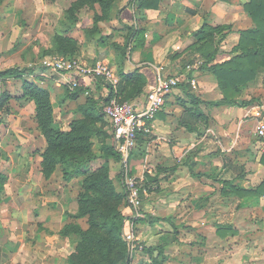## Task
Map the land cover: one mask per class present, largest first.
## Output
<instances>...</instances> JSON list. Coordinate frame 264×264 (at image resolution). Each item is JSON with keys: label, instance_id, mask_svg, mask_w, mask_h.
<instances>
[{"label": "crops", "instance_id": "crops-1", "mask_svg": "<svg viewBox=\"0 0 264 264\" xmlns=\"http://www.w3.org/2000/svg\"><path fill=\"white\" fill-rule=\"evenodd\" d=\"M246 1L248 0H161L156 9L142 10L137 9L134 3L127 4V0H123L119 18H112L110 26L116 28L124 35L126 34V31L124 33V30H122L124 23L143 29V37H138L142 44L134 46V41L130 43L123 66L125 71H130L136 66H140L139 70L146 79L143 93L136 98L142 99L154 84L155 71L152 68V64H164L171 73H179L182 70L183 64L174 63L176 61L174 59L172 66L167 65L171 58L168 52L173 48V43L176 42L181 43V49L186 54V47L195 39L193 32L203 22L211 25H230V32L226 34L220 43L223 44V47L225 46V50L223 52L219 50L216 61L228 58V52L236 44L232 43L230 48H226V45L230 42V37L237 42L238 31L253 26L250 17L242 8V3ZM88 17L92 18L87 14ZM124 35L119 36L116 41L122 44ZM233 35L234 38H232ZM80 49L78 54L88 55L89 59H94L83 58L82 60L92 63L96 60L95 58L105 59L110 61L116 70L117 58L115 52L109 46H97L93 43L92 52L90 51L89 53L90 49L85 51L81 46ZM180 58H182V55H180ZM180 58L177 57L178 60ZM202 63L200 60L185 63L184 69L186 67L188 70L193 69L192 71L195 75L193 77L187 76L184 85L188 88H185L184 91L189 96L194 94L201 100L198 107L207 117V120L204 121L200 117L196 118L195 114L192 115L187 110L190 105H187L188 96L183 92L184 85H181V82L179 86L166 95L165 103L153 121L152 133L149 134L150 140L147 144V153L142 158L133 160V163L134 161L142 163V170L139 174L144 175L146 178L147 176L150 177L151 174L156 176V181L153 183L160 182L162 174L171 176L165 184L166 194L163 199L166 204L164 209L168 214L165 221L170 229H175L174 232L176 230L193 229L192 226H189L192 225L190 222H184L183 225L175 224L173 222L174 215L178 213L181 215L184 213H192V215L203 214L206 205L208 206L209 201L215 198H218V202L214 209H220L222 207L221 200L225 196L229 199L240 197L235 192H232V185L249 189V193L240 198L245 200V209H259V219L255 220V222H244L248 224L246 228L247 234H250L249 237H253L254 241L251 244L248 242L243 255L251 263L264 264V164L260 162V157L264 152V140L255 133L256 117L253 115L258 112L264 119V93L262 96H256L254 101L246 106L213 105L211 109L209 105L212 104L209 101H214L211 97V90L216 88L217 84L215 80L211 82L210 74L201 69ZM34 80L36 81L37 79ZM191 80L194 83H191ZM247 84L241 87V92L246 88ZM78 85L83 89L77 95L76 98L79 97L78 99L82 98L83 95L84 97L89 95L94 98H102L99 100L100 104H102L106 96L109 95V87L101 78L83 77L78 82ZM194 89H196V92ZM19 94L17 95L18 98L10 99L15 104V110L0 112V172L5 176L4 183L10 185L5 201L18 196L22 199V210L31 212L32 208L35 207L32 201L35 197L40 198L42 203L49 200L42 193H44V187L54 184L52 180L54 174L50 178L45 179L41 173V154L45 148L46 141L37 128L33 117V101L21 98ZM84 102L85 100L81 104ZM220 106H224V108ZM214 108L218 109L217 112H222L227 117L225 125H218L212 119V116L214 118L217 117L213 113ZM74 117L69 115V113L59 111L55 119L63 129H67L69 122ZM202 131L203 134H200ZM210 133L219 135L217 137L219 141L217 146H221V150L218 151L217 149L219 148H216L213 144L217 153L213 155L211 164L208 163L211 159L210 155L206 159L207 154L200 152V148L210 147L211 144H209L210 140L208 138ZM197 134L199 136L195 137ZM154 143L157 152L152 154L148 148L149 145ZM165 144H168V147ZM164 149L166 151L162 152ZM95 151L97 156L101 154L100 147ZM216 154H219L220 158L216 157ZM185 155L190 159L188 163L185 159L182 165L175 164L176 161H181ZM224 155H229L228 159L223 160ZM97 159L101 158L98 157ZM149 163L152 164L149 165ZM72 181H75L78 186L79 178H73L70 182ZM201 183H204V185ZM254 188L260 189V193L253 191ZM149 192L146 194L145 189L146 195L149 194L148 196H150L153 191L150 189ZM160 200L161 198H158L156 202L159 203ZM150 202L148 200L142 204L143 213L145 211L154 213L157 208L163 209L156 206V202H151V204ZM75 204L77 203L75 202ZM1 206L2 202H0V209ZM11 211L12 213L10 214ZM75 211L76 209L72 213ZM40 212L41 215L48 216L46 208L41 209ZM13 214H15L14 211L9 210L7 217L10 219ZM217 214L216 212L213 215ZM213 215L206 216L204 221L210 220ZM31 219L34 220L33 218ZM213 219V221L216 220V218ZM32 220L22 224V227L26 226V228H29L34 225ZM0 221V264H9L6 255L9 254V240H12L10 237L11 232L8 230L11 220L7 222L8 225L6 226L0 213ZM186 225V228L183 227ZM214 225L215 230L226 229L222 228L223 226L219 221L214 223ZM226 225L228 226L225 227L227 229L230 228L231 233H235L236 229H238L235 224ZM14 227L16 229L15 236L19 238L20 228L18 225ZM175 236L177 239V235Z\"/></svg>", "mask_w": 264, "mask_h": 264}, {"label": "rangeland", "instance_id": "rangeland-1", "mask_svg": "<svg viewBox=\"0 0 264 264\" xmlns=\"http://www.w3.org/2000/svg\"><path fill=\"white\" fill-rule=\"evenodd\" d=\"M73 1L74 0H0V70L12 66H19L20 68H33L34 73L41 76V78H36L37 82L50 91L54 116L58 115L59 111L69 113V115H73L75 117L80 116L77 106L81 104L82 101L86 100L84 95L80 99H78L79 97L75 99H68L66 97V90L68 89L69 91H73L78 84L71 88L62 73L44 70L39 64L40 58L46 55H61L54 51L46 54H44V52L52 47V36L60 27L58 20L63 15L64 10L68 8ZM122 4L123 0L117 1V3L110 8L109 12L104 14L101 13L98 4L82 6L78 9L79 20L76 27L71 30L70 34L78 38L82 49L84 48L85 51L90 49L88 53L90 51L92 52V44H96L93 39L86 37L87 34L91 33L97 36L108 34L110 37L108 40L109 42L110 40H117L119 36L124 35L116 28L110 26L112 18L115 17L116 12L120 13ZM97 12L98 14H101V18L105 19H100L94 23L93 16L95 13L97 14ZM87 14L92 18H87ZM122 30H124L125 33V28H122ZM232 38H234V35ZM232 43L237 42L235 39L232 40L230 37V42L226 45V48H230ZM177 45L180 47L178 46L177 48ZM219 46L220 52H223L225 50V46L223 47V44H220ZM172 47L173 48L168 52L171 57L170 61L168 64H165L172 66L173 59L176 60L174 63L183 64V68L179 73L182 75L183 79L180 83L182 82L181 85H184L187 76L193 77L195 75L192 71L193 69L188 70L187 67L184 69L185 63L190 62L189 60L191 58L186 57V54H184V51L181 49V43L174 42ZM228 53V56H232L234 54L233 51H229ZM180 55H182V58H180ZM76 56L81 59L85 58L88 60H94L89 59L88 55L78 54ZM177 57L180 59L178 60ZM95 59L105 61L114 67V65L108 60ZM193 60H200L202 62L201 57L198 55H195ZM209 74L211 76V82H214V80L216 81V77L211 73ZM26 77L33 80L32 74H29ZM80 80L81 78L78 79V82ZM263 80L264 69L257 72L255 79L246 85V88L241 92L239 98L250 99L253 96H262L264 93ZM185 88L188 87L184 85L182 89L183 92H185ZM20 90L21 81L19 78L7 77L0 80V94L4 91L16 94L21 92ZM194 90L196 92V89ZM211 91V97L213 100H220L222 98L223 95L217 87L213 88ZM185 94L187 93L185 92ZM187 96V105H189L191 103V98L188 94ZM7 106L8 110H5L3 107L2 109L0 108V112L16 109L15 104H13L10 100L8 101ZM209 106L212 109L213 105ZM220 107L224 108V106ZM213 110V113L217 117L214 118L212 116V119L218 125H225V123H227V117L222 112H217L218 109L214 108ZM200 134H203V131L200 132ZM198 136L199 134L195 135V137ZM217 137H219V135L210 133L208 136L210 140L209 144H211L210 147L206 146L204 148H200V152L207 154L206 159L208 158V155H210L211 159L210 162H208L209 164H211L213 160L212 158L214 157L213 155L217 153V150H221V146H217L219 143ZM213 144L219 149L215 151V146ZM165 145L168 147V144ZM99 147V139L96 137L93 138V151L96 152L95 150ZM148 150L152 154L157 152L155 143L149 145ZM163 151H166V149L162 150V152ZM228 153L230 154V152ZM158 156L160 155L158 154ZM215 156L220 158L219 154H216ZM228 157L229 155H224L223 158H221L226 160ZM188 158L189 157L185 155L181 161H176L175 164L182 165L185 159L189 162L190 159ZM98 160L100 161L102 159L94 161L92 163L93 168H96L100 164L101 161L99 162ZM151 164L152 163H149V165ZM109 166L110 177L113 181L112 193L104 203L100 204L99 207L101 209H107L109 203L116 205L121 209L124 216L127 217L125 221H131L134 210L128 204L126 197L121 198L114 195L116 193L120 194L121 192H124L121 179V161H114L111 159L109 161ZM141 166L142 163L134 161L132 164L133 172H135V174H139L142 170ZM142 176L144 179L145 176ZM150 176L153 175L151 174ZM170 177L171 176L168 174H162L160 178L161 181L158 183H153V181L150 183H145L146 181L143 182L146 194L150 193V189L153 192H151L150 196H148L149 194L143 195L142 202L144 203L148 200L156 202L158 198H161L159 203L156 202V206L163 209L160 210V208L158 209L156 207L157 210L154 213L151 211H145V213H143V210L140 209V216L138 218L141 219H139L138 222H133L135 247L128 251L129 261L124 264H152V254L149 249L147 250V248L151 249L154 247L159 242V237L167 233V231L168 233L173 234L172 236L177 235V239L166 245L162 254H160L157 250H153L155 258H158L160 262L162 261L160 264H254L251 263L250 260L247 261L245 255H243L246 251V245L248 242L251 244L252 241H254L253 237H249L250 234H247L246 228L248 224L244 222L257 221V219H259V209H245V200L240 197L237 199H229L225 196L221 200L222 207L215 210L214 208L218 202V198H215L209 201V205H206V209L203 214L200 213L199 215H192V213H184L181 215L178 213L177 215H174L173 222L175 224L178 223L183 225L184 222H190L192 225L189 226H192L193 228L191 230H176V232H174L175 229H170L168 223L165 221L168 214L165 212L164 207L166 204L163 199L166 194L165 184ZM52 180L54 184H49V187L48 185L44 187V193H42V195H45L46 199L48 198L49 200L42 203L40 198L35 197L32 200L35 204V207L32 208L33 212L32 210L31 212L22 210V199L18 196L9 198L5 201L10 185L8 183H4V187L1 191L2 206L0 213L6 226L8 225L7 222L11 220L9 222L8 230L12 233H10L12 240H9V254L6 255L9 260V264H71L69 263L68 258L70 255L75 253L78 235L74 233L62 235V229L70 222L76 221L70 214L74 211V209H77V204L74 205V203H77V191L80 189V181L78 182V186L75 181L70 182L71 180L64 184L66 181L61 178L59 170L55 171ZM201 184L204 185V183ZM98 205L99 204H94V206ZM44 208L47 209L48 216L41 215L40 211ZM9 210H13L15 213L12 217H10V219L7 217ZM216 212L218 214L213 215ZM11 213L12 211L10 214ZM208 215L213 216H211L212 218H210V220L204 221L205 217ZM213 218H216V220L213 221ZM31 220L34 225L29 228H26V226L22 227V224H26V222ZM218 221L223 226L222 228L226 229L215 230L214 223ZM77 222H79L83 229H86L89 224L87 217L78 219ZM226 224H235L238 226V229H236L235 233H231V230H229L230 228L227 229V227H225L228 226ZM15 225H18L20 228L19 238L15 236ZM183 227L186 228L187 225ZM126 228L127 224H125L124 230ZM155 253L157 254L155 255ZM117 256V253L114 252L111 255V259H108L107 262L116 259ZM99 259L100 258L97 257L96 260ZM121 261L118 262L122 264L123 260Z\"/></svg>", "mask_w": 264, "mask_h": 264}, {"label": "trees", "instance_id": "trees-1", "mask_svg": "<svg viewBox=\"0 0 264 264\" xmlns=\"http://www.w3.org/2000/svg\"><path fill=\"white\" fill-rule=\"evenodd\" d=\"M119 0H74L68 8L64 10L59 18V29L52 36V47L44 52H58L67 57L76 56L79 53L80 43L77 37L70 34L76 27L78 18V9L86 5L98 4L101 13H108L110 8ZM161 0H128L127 4L134 3L137 9H156ZM243 10L251 19L252 27L239 30V39L232 47L234 52L232 56L216 61L219 53V45L231 27L228 24L211 25L203 22L200 27L193 32L194 41L186 47V57L192 61L195 55L202 59L201 69L216 77L218 89L222 93L220 100L209 101L210 104L246 106L252 103L255 97L250 99H240L241 87L255 79L259 70L264 69V0H248L242 3ZM100 15V16H99ZM115 17L119 18L116 12ZM101 18V14L95 13L93 22L96 23ZM126 34L123 43L116 40L110 42L108 34L94 35L87 34L86 37L93 39L97 46H109L116 55V71L119 76V82L116 92L109 86V95L104 101L116 96L119 100L132 101L144 91L146 79L140 66H136L130 71H125L123 66L127 54V49L132 41L134 46L142 44L138 39L143 37V29L136 28L132 24L124 23ZM34 69L29 67L20 68L12 66L0 70V80L7 77L19 78L21 81V98H26L34 103V120L37 128L44 136L46 145L41 154L40 170L45 179L50 178L55 171H60V176L64 181H70L73 178H79L80 189L77 195V209L70 215L76 220L70 222L62 229V235L74 233L78 235V241L75 246V253L68 258L71 264H120L129 261L128 245L124 238V226L126 216L116 205L109 203L107 209H101L99 206L104 203L112 193L113 181L110 177L109 161H120V156L113 146V130L102 112V104L99 100L86 96L84 103L77 106L80 116L73 118L67 129L56 121L54 116L53 104L50 91L41 86L36 77L39 74H33ZM32 74L33 80L26 76ZM180 83V82H179ZM179 83L177 85H179ZM83 89L77 85L73 91L66 90L68 99H75ZM18 94H11L4 91L0 94V108L8 110V101L11 98H18ZM191 103L187 110L192 114L206 121L207 117L200 111L198 105L200 99L194 94H190ZM99 139L101 154L93 151V138ZM150 140L148 134L139 133L137 135L136 147L132 152L131 158L140 159L147 153V144ZM99 157L100 164L92 167V162ZM187 162V159H186ZM260 162L264 164V152L260 157ZM188 163V162H187ZM5 176L0 172V202L1 191L4 187ZM146 181V182H145ZM156 181V176H150L142 180L144 183ZM232 192L240 197L246 196L249 192L245 188L231 186ZM258 187V186H257ZM255 192L260 193V189L254 188ZM125 198V192L114 194ZM94 204H99L94 206ZM87 217L88 227L83 229L77 222L78 219ZM138 217L132 218L133 222H138ZM1 225V221H0ZM173 234L165 233L159 237V242L150 248L152 264H160L158 258L153 255V250L160 254L165 246L176 239ZM138 245V243H137ZM116 252L117 258L111 259V255ZM100 258L99 260H96ZM160 257V255H159ZM122 262V261H121Z\"/></svg>", "mask_w": 264, "mask_h": 264}, {"label": "built area", "instance_id": "built-area-1", "mask_svg": "<svg viewBox=\"0 0 264 264\" xmlns=\"http://www.w3.org/2000/svg\"><path fill=\"white\" fill-rule=\"evenodd\" d=\"M39 64L44 70L62 73L71 88L78 84L79 78H101L116 92L119 82L115 68L102 60L88 63L78 56L67 57L53 54L40 58ZM152 68L155 71L154 84L142 99L121 101L116 96H112L102 103V112L108 119L114 133L113 146L120 156L121 179L126 200L134 210L132 218L140 216L143 195H145V189L142 188L141 184L143 176L142 174H135L132 169L133 159L131 155L136 147L137 135L139 133L148 135L152 133L153 121L162 109L166 95L182 80L181 74L169 72L164 64H152ZM191 83H194L193 80ZM253 115L256 117L255 133L264 140V119L258 112ZM126 222L124 240L131 250L135 247L134 225L133 220Z\"/></svg>", "mask_w": 264, "mask_h": 264}, {"label": "water", "instance_id": "water-1", "mask_svg": "<svg viewBox=\"0 0 264 264\" xmlns=\"http://www.w3.org/2000/svg\"><path fill=\"white\" fill-rule=\"evenodd\" d=\"M157 253H155V255H156Z\"/></svg>", "mask_w": 264, "mask_h": 264}]
</instances>
